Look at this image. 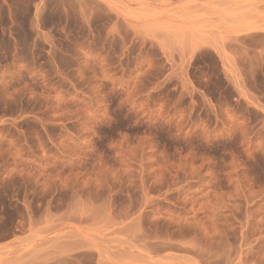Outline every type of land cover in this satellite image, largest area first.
Instances as JSON below:
<instances>
[{
	"label": "rangeland",
	"instance_id": "obj_1",
	"mask_svg": "<svg viewBox=\"0 0 264 264\" xmlns=\"http://www.w3.org/2000/svg\"><path fill=\"white\" fill-rule=\"evenodd\" d=\"M0 264H264V0H0Z\"/></svg>",
	"mask_w": 264,
	"mask_h": 264
},
{
	"label": "crops",
	"instance_id": "obj_2",
	"mask_svg": "<svg viewBox=\"0 0 264 264\" xmlns=\"http://www.w3.org/2000/svg\"><path fill=\"white\" fill-rule=\"evenodd\" d=\"M218 6L220 5V4H217Z\"/></svg>",
	"mask_w": 264,
	"mask_h": 264
}]
</instances>
